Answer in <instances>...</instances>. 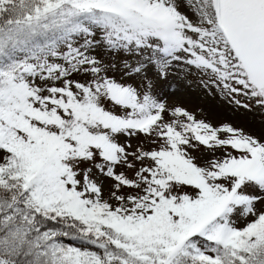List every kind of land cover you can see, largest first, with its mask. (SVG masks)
I'll use <instances>...</instances> for the list:
<instances>
[{"label":"snow or ice","instance_id":"1","mask_svg":"<svg viewBox=\"0 0 264 264\" xmlns=\"http://www.w3.org/2000/svg\"><path fill=\"white\" fill-rule=\"evenodd\" d=\"M180 65L264 108V0H0V264H264V138Z\"/></svg>","mask_w":264,"mask_h":264},{"label":"rangeland","instance_id":"2","mask_svg":"<svg viewBox=\"0 0 264 264\" xmlns=\"http://www.w3.org/2000/svg\"><path fill=\"white\" fill-rule=\"evenodd\" d=\"M182 68L183 65L177 66L168 80L160 84V89L169 98L171 105L183 106L196 113L198 119H205L213 126L231 124L245 133L264 138V108L255 104L247 109L239 107L213 85L205 87L202 81L207 82V77L201 76L195 69L186 75ZM236 98L244 100L242 96ZM201 154L207 155L202 145L193 152V155ZM129 175L132 173L129 172Z\"/></svg>","mask_w":264,"mask_h":264}]
</instances>
